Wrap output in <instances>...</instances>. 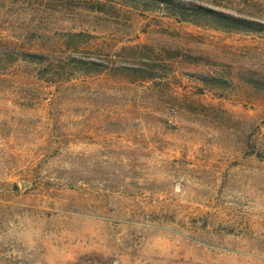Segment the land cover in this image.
<instances>
[{
    "label": "rangeland",
    "instance_id": "rangeland-1",
    "mask_svg": "<svg viewBox=\"0 0 264 264\" xmlns=\"http://www.w3.org/2000/svg\"><path fill=\"white\" fill-rule=\"evenodd\" d=\"M161 1L0 0V264H264V31Z\"/></svg>",
    "mask_w": 264,
    "mask_h": 264
},
{
    "label": "trees",
    "instance_id": "trees-1",
    "mask_svg": "<svg viewBox=\"0 0 264 264\" xmlns=\"http://www.w3.org/2000/svg\"><path fill=\"white\" fill-rule=\"evenodd\" d=\"M161 2L164 3V5H166V8L170 11L169 15L171 17H174L175 19H178L179 21L190 22L194 25H199L201 23H204L205 25H208L214 29L223 30V31H264V27L262 26L260 28H254L253 23L238 18H234L222 12L215 11L214 9L211 8H203L197 5L194 6L184 5L174 0H163ZM21 55L23 61L39 66L47 65V68L53 65L52 59L55 58L54 56L34 54L29 52H23ZM66 56H67L66 58H69L71 62L79 63V66H77V68H79L81 71H89L90 69H96V68H88L89 66H100L94 62L76 60L71 55H66ZM51 68H52L51 71L54 70V72H56V75H62L60 69L63 68L60 67L57 68L51 67ZM45 71L51 73L50 70H45ZM93 71H99V70L97 69Z\"/></svg>",
    "mask_w": 264,
    "mask_h": 264
}]
</instances>
